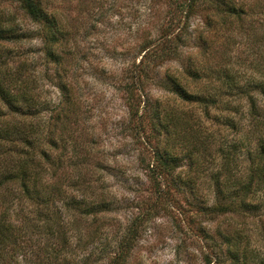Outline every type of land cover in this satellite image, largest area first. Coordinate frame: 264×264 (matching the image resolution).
<instances>
[{
    "label": "rangeland",
    "instance_id": "1",
    "mask_svg": "<svg viewBox=\"0 0 264 264\" xmlns=\"http://www.w3.org/2000/svg\"><path fill=\"white\" fill-rule=\"evenodd\" d=\"M41 2L65 30L57 49L61 65L47 63L44 59L36 33L38 25L30 22L13 0H0L1 20H10L8 22L29 35L8 47L12 49L14 64L24 61L29 65L33 87L39 99L47 103L43 121L48 122L50 115H55L64 104L60 85L66 86L70 98L79 103L72 118L75 125L71 124L70 131L78 138L80 134L86 135V150L92 155L91 179L101 183L107 201L111 202L110 210L101 215L103 220L98 219L93 226L84 223L80 227V242L72 238L70 248L67 247L70 251L65 258L60 256L56 264H110L117 240L133 221L137 226L135 240L123 264H205L204 255L211 253L213 242H221L219 234L230 237L245 264H264L263 187L255 189L247 198L256 207L252 212L235 209L226 214H213L206 220L198 208L190 205L197 202L201 208L210 206L215 198V180H228L229 188L244 174L249 165L245 154L230 147L243 138L242 132L250 128V119L230 114L235 123L243 125L233 129L224 119L228 116L225 111L211 110L207 116L196 106L181 103L158 85L167 75H173L191 90L194 85L186 79L184 67L197 62L209 66L214 61L220 62L222 57L220 64L232 68L241 82L249 77L264 81V30L249 31L247 35L233 31L232 45L223 47L225 34L217 31V27L207 28L199 14L189 21L186 42L176 43L179 56L157 65L151 63L148 69L154 71L146 80L140 73L145 67V63L139 64L142 50L150 47L158 51L170 44L174 33L170 34L167 28L171 24L169 17L174 0ZM241 2L264 5V0ZM203 83L202 80L200 85ZM125 86L137 101L139 94H144L150 104L161 101L168 108L180 105L190 118L192 128L202 129L198 138L210 142L198 141L197 146L192 147L189 136L183 141L179 136L171 138L170 151L177 157L178 165L175 179L185 181L186 185L177 191L169 179L165 180L164 191L168 197L160 198L157 183L150 181L140 162L142 156L148 159L150 152L135 143L129 128L138 120L147 121V115L132 118ZM142 107L141 104L138 116ZM155 199L162 200L164 209L150 213ZM96 227L94 237H89ZM34 260V255L27 256L20 264H36ZM226 264H230L228 259Z\"/></svg>",
    "mask_w": 264,
    "mask_h": 264
},
{
    "label": "trees",
    "instance_id": "2",
    "mask_svg": "<svg viewBox=\"0 0 264 264\" xmlns=\"http://www.w3.org/2000/svg\"><path fill=\"white\" fill-rule=\"evenodd\" d=\"M13 1L30 22L38 25L36 33L46 62L60 66L62 60L57 49L65 30L58 18L43 7L41 0ZM173 4L169 17L171 24L167 28L170 34L174 33L170 44L158 51L150 47L142 50L139 64L145 63V67L140 73L146 80L154 71L148 69L151 63L157 65L179 56L176 43L186 42L189 21L199 14L207 28L217 27V31L225 34L223 47L232 45L233 31L247 35L249 31L264 30V5L259 3L174 0ZM8 21L3 22L0 18V264H20L31 255L35 256L36 264H56L60 256L65 258L70 251L67 247L70 248L72 238L80 242V227L84 223L93 226L98 219L103 220L101 215L110 210L111 202L107 201L101 183L91 179L92 155L86 150V135L80 134L78 138L70 131L71 124L75 125L72 118L79 103L70 98L66 86L60 85L64 91V104L58 107L55 115H50L48 122L43 121L42 113L48 110L47 103L39 99L33 87L29 65L24 61L14 64L12 49L8 47L29 35ZM221 59L223 57L219 59L223 62ZM220 62L214 61L209 66L197 62L184 67L186 79L194 85L191 90L173 75H167L165 81L158 83L181 103L196 106L207 116L211 110L225 111L228 116L224 119L233 129L243 125L235 123L230 114L250 119V128L242 132L243 138L230 147L245 154L249 165L244 174L229 188L228 180H215V198L210 206L201 208L200 203L190 204L198 208L206 220L213 214H226L235 209L252 212L256 207L247 198L255 189H264V81L249 77L241 82L232 68L222 66ZM202 80L204 83L200 85ZM125 88L132 118L147 115V121L138 120L133 128H129L135 143L150 152L149 158L145 160L142 156L140 162L150 181L157 183L160 198L168 197L164 191L165 180L169 179L177 191L186 185L185 181L175 179L174 171L178 165L177 157L170 151L171 138L179 136L183 141L189 136L192 147L199 142H210L198 138L202 129L192 128L190 118L180 105L168 108L161 101L150 104L144 94H139L137 101L130 89ZM141 104L143 110L138 116ZM161 201L155 199L152 202L150 213L164 209ZM135 222H131L117 240L110 264H123L135 240ZM97 228L89 237H94ZM219 235L220 244L213 242L211 253L204 255V263L226 264L228 259L230 264H245L230 237ZM205 238L209 239L206 233Z\"/></svg>",
    "mask_w": 264,
    "mask_h": 264
}]
</instances>
